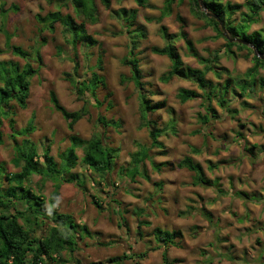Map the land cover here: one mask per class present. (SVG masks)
Returning <instances> with one entry per match:
<instances>
[{
    "label": "rangeland",
    "instance_id": "374dc122",
    "mask_svg": "<svg viewBox=\"0 0 264 264\" xmlns=\"http://www.w3.org/2000/svg\"><path fill=\"white\" fill-rule=\"evenodd\" d=\"M59 1L0 0V7L4 5L7 12L4 23L12 35L13 45L31 50L43 38L46 39V43L40 46L42 64L32 79L27 108L21 109L12 102L14 129L26 128L33 119L34 130L27 138L37 146L39 154L48 149L60 164L61 155L70 147L71 134L88 140L97 131L99 117L119 123V127L104 129L106 144L119 150L108 181L94 174L82 162L81 149H77V166L65 175V178L72 174L76 177L73 182L62 184L57 209L59 213L72 216L78 228L77 235L83 237H78L74 253H63L61 263L113 264L109 261L111 258L146 251L145 258L126 259L120 264H163L165 248L157 247L158 241L154 236V230L160 228L180 231L183 235L181 240L176 239L178 245L168 248L169 260L174 264H264V89L256 88L254 98L229 94L230 107L238 114L227 113L215 99L213 106L218 118L203 126L199 120V114L204 112L201 100L181 103L177 98L181 88L202 91L189 80L174 78L163 83L160 78L170 69L171 61L167 56L154 54L150 48L165 45L159 31L162 25L171 34L179 35L184 31L197 53V56H192L183 39L175 40L186 66L201 69L203 65L199 57L213 58L217 53L220 56L219 69L224 68L232 76L240 78L253 66L251 57H246L248 51H239L234 46L235 55L226 52L225 38L212 39L216 33L212 28H203L204 22L191 14L188 0L177 1L172 15L161 23L148 19L161 15L165 0H149L150 7L146 8L135 0H110V7L96 0L98 21L87 24V29L100 45L91 48L81 46L74 51L66 42L60 24L53 33L48 30L39 32L36 16L56 11ZM228 1L245 3V0H223V3ZM123 8L136 10V25H143L147 30V37L139 41L136 51L145 89L154 102L166 101V107L150 114L149 118L156 120L161 129L175 120L174 130L169 129L160 137L165 146L163 152L158 148L150 151L153 162L161 164V169L156 170L155 165L147 161L145 171L150 180L138 176L133 182L122 173V169L129 166L131 155L141 145L150 146L151 139L149 130L141 125L138 89L131 80L129 66L123 64V58L129 51V39L116 14ZM61 11L64 15H74L70 4L63 5ZM242 12H247L246 7L232 19L239 21ZM2 24L0 14V27ZM256 30H264V13L259 22L252 25L250 32ZM5 41L4 34L0 32V61L23 63L7 50ZM100 54L103 63L102 69L98 70L96 64ZM75 61L79 63L78 74L82 79L90 78L91 69L104 77L106 86L100 85L97 90L101 106L86 104L87 99H78L66 80V73H74ZM222 73L223 79L227 78L228 73ZM260 77L264 78V69L260 70L258 79ZM206 79L218 84L212 72L206 75ZM223 79L220 81L225 83ZM51 92H55L60 104L69 111L87 106L88 115L75 125L73 133L68 130L62 115L54 110ZM244 101L252 107L244 106ZM199 129L203 132L195 134L194 131ZM11 131L9 119L3 120L0 165L7 173L21 171V166H15L13 161L15 153L9 137ZM23 139V136L17 138L19 143ZM184 157H191L201 164L205 176L216 185H192L194 173L177 167ZM41 163L44 164V160ZM211 166L216 168L211 169ZM82 180L84 184L79 186L77 182ZM0 183L2 189L8 188L5 177ZM55 184L54 180L39 175H33L26 183L32 191L44 196L45 206H49ZM238 192L245 196L240 197ZM113 198L117 202L112 201ZM94 200L99 201L100 209ZM142 222L149 224L139 227ZM48 226L43 230L37 228L34 235L47 234ZM84 227L91 235L83 232Z\"/></svg>",
    "mask_w": 264,
    "mask_h": 264
},
{
    "label": "trees",
    "instance_id": "16d2710c",
    "mask_svg": "<svg viewBox=\"0 0 264 264\" xmlns=\"http://www.w3.org/2000/svg\"><path fill=\"white\" fill-rule=\"evenodd\" d=\"M99 1L104 6L110 7V0ZM177 1L182 2L183 0H165L161 15L156 19L148 20H156L161 23L163 19L172 15L173 5ZM188 1L191 14L196 19L204 22L203 28H212L216 33L212 39L225 38L226 52L234 55L236 53L232 50L234 46L239 51L247 50L246 57H251L253 63V66L247 70L242 78L232 76L224 68V70L219 69L220 56L217 53L213 58L199 57V62L203 65L201 69L186 66L175 45V40L177 38L183 39L191 55L197 56L193 42L184 31H181L179 35H175L169 33L165 26L160 27L159 31L166 43L163 47L152 46L150 49L154 54L167 56L171 61L170 69L161 76L160 80L163 83H168L174 78L192 81L202 93L193 89L181 88L178 91L177 98L181 103L201 100L204 112L199 114V120L203 126H208L212 119L218 118V112L213 106L215 99L219 107L227 113L238 114L236 109L230 107L229 94L237 95L240 98H254L256 97V88L264 89V78L260 77L258 79L260 69H264V59L259 57V54H264V30L250 32L252 25L259 22L262 13H264V0H245L244 4H232L230 1L223 3V0ZM135 2L143 8L150 7L149 0H135ZM68 4L72 6L74 15H64L62 13L61 8L63 5ZM57 7L54 12H49L44 16L42 14L36 16L40 25V33L45 30L53 33L56 31L57 24H60L66 36V42L72 46L74 51H77L81 46L91 48L100 45L87 29V24H95L98 21L96 0H60L57 2ZM243 7H246L247 12H242L240 20L234 21L232 18ZM207 12L216 14L222 24L214 17L208 16ZM0 14L3 17L0 32L5 36L7 50L23 62L0 61V143L3 142V133L1 132L3 120L9 119L12 130L9 137L13 142L15 153L13 161L15 166H21L20 172L7 173L4 166L0 165V182L1 178L5 177L8 183L6 190L2 189L0 183V264H62L63 253H74L77 250L78 237H83L77 235L78 228L72 216L59 213L57 209L62 184L64 182L71 183L76 177L75 174H72L65 178V175H68L77 166L79 160L77 149H81L83 151L82 162L94 174H98L105 181H108L107 177L113 170L119 150L106 144L104 129L110 126L119 127V123L99 117L97 131L88 140H83L77 135L71 134L70 147L61 155L60 164L56 163L48 149L39 154L37 146L27 138L34 130V120L31 119L26 128L15 131L11 108L12 102L16 103L21 109L27 108L32 79L38 74L42 64L40 46L46 43V39L43 38L31 50H26L20 45H13L11 43L12 35L5 28L4 20L7 12L4 10V5L0 7ZM116 14L122 21L124 33L129 39V51L123 58V64L129 66L131 80L138 89L141 125L149 130L151 139L150 146L141 145L140 149L131 155V162L127 168L122 169V173L132 182L138 176L150 180L145 171V163L149 161L155 165L150 151L158 148L163 152L165 146L160 137L166 134L169 129L174 130L175 120L172 119L165 129H161L158 128L156 120L149 118L150 114L165 108L166 101L154 102L145 89L142 80L143 72L136 51L139 47V41L147 37V30L143 25H136V10L123 8L117 11ZM178 20L182 21L181 17H178ZM222 25L229 36L228 38L224 36ZM231 38L244 40L253 47L235 41L230 42L229 39ZM75 63L74 73H66V80L70 83L78 99H87L86 104L94 103L97 107L101 106L102 103L98 99L97 90L100 85L106 86L104 77L91 69L90 78L82 79L78 74L79 63L76 61ZM102 63L103 56L100 54L96 64L98 70L102 69ZM222 71L228 73L227 78L223 79ZM210 72L216 76L218 84L206 79V75ZM222 79L226 82H221ZM86 96H89V98H86ZM51 101L54 110L62 115L67 123L68 130L72 133L75 130V125L88 115L87 106L78 111L66 109L60 104L55 92H51ZM243 105L247 108L252 107L246 101L243 102ZM202 132L201 129L194 131L195 134H201ZM239 135L241 136V134ZM18 136L24 137L21 143L17 140ZM247 150L251 152L250 149L247 148ZM42 160H44V164L41 163ZM177 167L194 173L192 181L194 186L212 187L216 185L205 176L201 164L195 162L191 157H184L178 162ZM154 168L160 170L161 164L155 165ZM210 168H216V166ZM33 175H39L44 179L48 178L56 182L49 198V206H45L44 196L32 191L26 185ZM77 183L79 186L84 184L83 180ZM156 185L161 186L158 183ZM238 195L240 197L245 196L242 192H238ZM112 201L117 202L114 198ZM94 204L98 209L101 208L99 201L94 200ZM117 212H119L118 209ZM142 224L149 223L142 222L139 227ZM46 226H48L47 234L34 235L37 228L43 230ZM82 230L86 235H91L88 228L84 227ZM154 236L158 241L157 247L165 248L163 251V264H174V261L169 260L168 248L178 245L176 239L181 240L183 238L182 233L156 228ZM146 256V251L138 254L125 253L123 256L111 258L109 261L113 264H120L126 259L141 260ZM77 264L81 263L78 262Z\"/></svg>",
    "mask_w": 264,
    "mask_h": 264
},
{
    "label": "water",
    "instance_id": "95a60500",
    "mask_svg": "<svg viewBox=\"0 0 264 264\" xmlns=\"http://www.w3.org/2000/svg\"><path fill=\"white\" fill-rule=\"evenodd\" d=\"M201 1H202V0H200V2H201ZM207 15H208V16H211V17H214L216 20H218V22L221 23L219 17H218L216 14H211V13L207 12ZM221 24H222V23H221ZM222 28H223V30H224V36L228 38L229 36H228V34H227V32H226V30H225V28H224L223 25H222ZM229 40H230V42H234V41H235V42L243 43V44H247V45L253 47L251 44H249L248 42H246V41H244V40H241V39L231 38V39H229ZM259 57L262 58V59H264V54H262V53L259 54Z\"/></svg>",
    "mask_w": 264,
    "mask_h": 264
},
{
    "label": "crops",
    "instance_id": "0c3cea01",
    "mask_svg": "<svg viewBox=\"0 0 264 264\" xmlns=\"http://www.w3.org/2000/svg\"><path fill=\"white\" fill-rule=\"evenodd\" d=\"M260 70H262V69H260Z\"/></svg>",
    "mask_w": 264,
    "mask_h": 264
}]
</instances>
